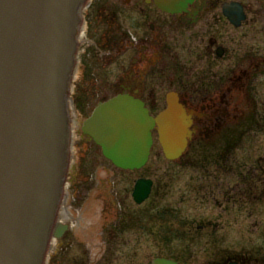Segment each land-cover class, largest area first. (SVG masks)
<instances>
[{
  "label": "flooded vegetation",
  "instance_id": "1",
  "mask_svg": "<svg viewBox=\"0 0 264 264\" xmlns=\"http://www.w3.org/2000/svg\"><path fill=\"white\" fill-rule=\"evenodd\" d=\"M84 16L87 26L93 22H106V33L110 31V34L107 38L101 35L99 40L105 39L110 46L111 54L103 57H113L117 76L99 89L94 99L90 97L85 106L76 104V110L79 108L80 111L73 116L75 129L98 104L118 95L142 100L150 114L157 116L166 107L167 95L175 92L191 114L192 136L188 148L177 159L170 160L178 165L182 175L189 167L195 170V174H190L191 178L185 184L179 183L175 190L174 219L177 224L172 227V235L189 239L190 244H194L196 237L205 233L201 238L205 240L206 250L195 253L183 247L182 250H167L156 257H165L179 264H264V241L245 248L242 238L232 239L220 226L222 219L214 214L219 209L221 213L218 214L225 212L229 227L235 228L257 211L264 213V152L247 160L237 155L245 138L255 140L249 129L257 116L245 119L233 92L234 89L245 92L248 86L256 87L254 82L264 77V50H259L257 44L258 36L264 33V0H193L181 11L165 10L157 0H92ZM174 31L187 32L192 40V63H184L182 67L188 66L186 73L191 80L189 87L186 84L183 90L173 89L171 82L170 90L163 95L160 90L165 70L179 68L176 58L182 60L176 51L177 45L170 40H175ZM194 42L202 57L200 66L194 57ZM227 46L232 47V51L237 50L239 59L232 58ZM226 59L230 61V68L218 72L219 61ZM254 90L249 88L250 92ZM259 119L258 131L264 128V119ZM153 137L150 156L155 142L160 144L156 128ZM84 139L91 147L97 145L90 136L76 135L74 131L73 143ZM162 155L165 157L163 150ZM108 161L116 172H132L145 167L121 169ZM78 169L76 166V171L71 170L76 172L74 179H77ZM114 174H107L109 185L114 184ZM151 180L150 195L141 203L133 198L135 184L132 191L128 190V196L143 213L145 208H141L142 205L156 188L155 181ZM187 205L208 208L207 214L182 217V208L184 210ZM245 207L248 208L247 215ZM163 228L167 229V226Z\"/></svg>",
  "mask_w": 264,
  "mask_h": 264
},
{
  "label": "water",
  "instance_id": "2",
  "mask_svg": "<svg viewBox=\"0 0 264 264\" xmlns=\"http://www.w3.org/2000/svg\"><path fill=\"white\" fill-rule=\"evenodd\" d=\"M193 0H157L168 11ZM85 0H0V264H42L68 157L67 93ZM158 116L119 95L83 123L107 158L124 169L144 166L157 129L165 157L177 159L192 136V119L175 92ZM139 179L133 197H149ZM67 226L56 224L54 237ZM150 264H178L155 258Z\"/></svg>",
  "mask_w": 264,
  "mask_h": 264
},
{
  "label": "rangeland",
  "instance_id": "3",
  "mask_svg": "<svg viewBox=\"0 0 264 264\" xmlns=\"http://www.w3.org/2000/svg\"><path fill=\"white\" fill-rule=\"evenodd\" d=\"M91 1L86 0L83 3V16ZM82 20L85 34L78 38L79 64L74 65L68 86L69 111L72 117L76 104L85 106L90 97L93 96L94 99V94L109 82H113L117 76L114 74L113 57H103L104 54H111L110 46L105 39L99 40L101 35L107 38V34H110V31L106 33V22H93L87 26L85 17L84 19L82 17ZM174 33L175 40L173 38L170 40L177 45L175 50L182 60L178 61L176 58L179 68L165 70L160 90L163 95L170 90L171 82L173 89L183 90L184 85H188L191 80L186 73L188 66L182 67L184 63H192L190 55L192 40L188 38L187 32ZM257 39L259 50L263 51L264 33ZM194 44V57L200 66L202 57L198 53L197 43ZM227 49L233 59H239L237 50L232 51L230 46H227ZM229 60L219 61L220 67H217V71L230 68ZM254 83L256 87L248 86L245 92L233 90L238 101L236 105L243 110L245 119H254L255 115L257 116L249 129V134L255 136V140L249 141V138H245L237 154L243 160L264 152V128L257 130L259 118L264 119V77L258 78ZM249 88L255 90L250 92ZM73 124L72 122V126ZM67 162L61 205L69 207L71 218L65 219L58 210L56 221L65 222L68 229L61 237L50 239L42 264H148L159 253L164 254L167 250H182L183 247L195 253L206 250L205 240L201 238L205 233L198 235L194 244H190L189 239L172 235V227L177 224L174 219L176 215L174 207L177 205L175 190L179 183L185 184L191 178L190 174H195V170L189 167V170H183L182 175L178 165L162 155L161 146L157 141L143 170L116 172L104 158L99 147L97 145L91 147L85 139L78 141L75 148L70 150ZM72 163L75 164V171L76 166L77 169L78 166L81 167L78 169L77 179L73 181L75 173L70 169ZM108 172H115L112 185L108 182ZM140 177L151 178L156 185L154 194L141 207L145 208L144 213L128 196V190L132 191ZM207 209L198 205H187L184 210L182 208L180 214L182 217L204 216ZM219 211L216 210L214 214L216 218L222 219L220 226L229 232L232 239L241 237V243L245 248L264 241L261 238H264L261 236L264 234L263 212L257 211V214L247 217L239 226L231 228L228 225L227 214L225 212L218 214ZM244 211L247 215L248 208L245 207ZM163 226H167V229Z\"/></svg>",
  "mask_w": 264,
  "mask_h": 264
},
{
  "label": "bare ground",
  "instance_id": "4",
  "mask_svg": "<svg viewBox=\"0 0 264 264\" xmlns=\"http://www.w3.org/2000/svg\"><path fill=\"white\" fill-rule=\"evenodd\" d=\"M81 20V19H80ZM80 23V22H79ZM83 34H85V33H83V29H81V31L78 33V36L79 37H81V36H83ZM77 34H75V36H76ZM126 96H129V95H126ZM130 98H132V99H134V100H137V101H139V102H141L142 104H144V106H145V103L142 101V100H140V99H138V98H135V97H133V96H129ZM146 107V106H145ZM147 108V107H146ZM148 109V108H147ZM149 111V110H148ZM74 115L75 116H77V114H76V112H74ZM149 115L150 116H152V117H156V116H153V115H151L150 114V112H149ZM159 115V114H158ZM157 115V116H158ZM85 122V121H84ZM83 122V123H84ZM83 123L77 128L79 131H80V134L81 135H87L84 131H83ZM72 128H73V126H72ZM72 128H70V133L72 134H74V131H73V129ZM75 130V129H74ZM153 133V132H152ZM159 138V137H158ZM91 139L94 141V143H96L97 144V142H96V140L93 138V137H91ZM153 140H154V137H153ZM75 146H76V144L74 145V144H72V147H73V149L75 148ZM99 149L101 150V152L103 153V151H102V147H100L99 146ZM103 155L105 156V154L103 153ZM106 157V156H105ZM109 160H111L110 158H108ZM74 166H75V164H74ZM118 168H121V167H118ZM122 169V168H121ZM124 169V168H123ZM73 179H74V176H73V178H72V181H73ZM62 203L59 201L58 203H57V210H59L60 212H61V215L65 218V219H69V218H71V211H70V209H69V207H66V206H62L61 205Z\"/></svg>",
  "mask_w": 264,
  "mask_h": 264
}]
</instances>
